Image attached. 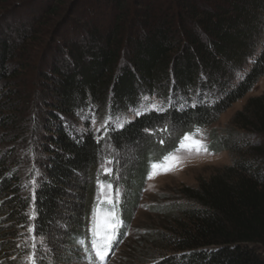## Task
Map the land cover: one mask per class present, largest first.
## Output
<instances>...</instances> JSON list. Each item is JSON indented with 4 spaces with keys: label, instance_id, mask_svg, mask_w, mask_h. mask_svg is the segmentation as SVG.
Listing matches in <instances>:
<instances>
[{
    "label": "trees",
    "instance_id": "1",
    "mask_svg": "<svg viewBox=\"0 0 264 264\" xmlns=\"http://www.w3.org/2000/svg\"><path fill=\"white\" fill-rule=\"evenodd\" d=\"M262 76L264 0H0V216L6 212L7 222L0 264H25L27 226L46 237L79 176L89 182L76 188L82 203L74 228L51 262L71 261L62 256L67 246L83 254L80 239L90 250L96 169L105 157L116 163L106 147L150 146L127 200L133 207L151 165L185 134L216 121ZM143 96L194 105L141 113L100 139L91 129V121L127 113ZM238 118L237 131L264 137V94L250 98ZM167 122L178 130L172 138ZM233 137L213 136L211 144L215 152L238 148L233 164L183 188V203L153 210L161 231L139 236V243L156 242L142 252V264H264V144L239 147ZM33 160L37 167H24ZM122 209L130 218L125 203Z\"/></svg>",
    "mask_w": 264,
    "mask_h": 264
},
{
    "label": "rangeland",
    "instance_id": "2",
    "mask_svg": "<svg viewBox=\"0 0 264 264\" xmlns=\"http://www.w3.org/2000/svg\"><path fill=\"white\" fill-rule=\"evenodd\" d=\"M262 94H264V76L261 77L255 87L247 93L242 100L234 103L230 108L225 110L216 121L210 123L206 127L193 129L190 133H196L195 139L201 140L207 147L208 152L201 151L197 154L195 151L188 152L187 150H181L175 152L174 150L173 152L175 155L180 158L179 163L169 172H164L159 168L155 170L151 168L150 172L155 171L158 174L154 175L151 179H149V175L146 177L138 193L137 203L133 207H128L127 200L136 192L132 187L134 184H137L138 181L137 167L140 164L139 160L145 152L151 150L150 146L145 141H139L134 147H126L120 151H111L109 147H106L105 154L114 157L116 163L112 161L109 163V160H107L108 157H105L97 167L98 179L101 184L105 186L98 187L96 181L94 185L95 193L93 196V201L95 202L94 207L97 208L98 223L100 227L103 228L104 217L102 215V210L107 211L112 209V205H110L108 199H106V196H110L113 204H115V214L119 220L118 230L122 226L123 230H121V233H124L120 235L118 241L116 240L117 242L113 244L112 249L105 258V264H142L140 261L142 252H150L148 248L151 246L153 247L156 242L148 239L139 243V236L161 231L160 222L162 218L153 210L156 207H166L168 205L183 203L182 194L180 193L183 188H197L200 182L209 180V178L219 170L233 164L234 160L238 157V148H231L230 150L222 152L212 151L211 144L213 142V136L222 139L232 134L234 137L231 140L235 141V143H239V147L243 146L244 142L245 144L252 145L259 141L260 144H264L263 136L259 137L250 132L237 131L238 127L236 124L242 125L241 118L236 119L238 123L234 122L237 113L243 110L247 101L250 98L261 97ZM145 97H147V99H145ZM189 103H192V101H189ZM189 103L173 101L168 104L163 101V99L156 96H143L139 104L127 113L119 114L114 117L104 116L100 120L91 121V129H93L96 135H99L98 138L100 139L103 138L108 131H116L127 123L134 121L136 116L141 113H148L153 110L163 112L171 108L173 104L178 110L186 108L187 105H194ZM154 104L157 105L156 108L152 107ZM166 125L169 126L168 132L166 133L170 135V138L174 137L178 133V130L171 126L169 122H167ZM159 126L162 127V125ZM230 145L232 146V144ZM29 149L30 146L25 149L19 148L18 151L23 155L24 152H28ZM243 149H245V147ZM29 166L31 168L37 167V163L33 160L30 161L28 165H24L25 168H29ZM106 169L111 170L109 174H105ZM126 172L131 174V178L128 177L127 180H125V178L129 175H126ZM130 179L132 182H129ZM34 180L35 179H29V192L31 193H33ZM124 181L127 182L124 183ZM88 182L87 177L79 176L75 184H72L71 187L66 190L68 191V195L61 203L59 215L52 224L49 234L46 237L35 236L32 226L33 223L27 226L26 236L23 240V245L27 247V254H25L23 260L25 264H52L51 261L54 260V258L50 256L51 253L55 249L59 250L62 249L63 246L66 247L65 241L69 235L67 231L74 228L72 222L74 216L78 215L80 203H82V200L77 199L75 196L78 194L76 188L79 186H86ZM108 183H111L112 189L106 187ZM116 189L120 190L118 203L115 197ZM124 203L126 211L129 210L130 212V218L127 216L122 217V205ZM29 210L30 222H32L36 216V212L33 206H30ZM5 213H2L0 216V227L7 226ZM92 223L91 212L88 219V226L90 227ZM29 228L32 229L31 232H29ZM141 244H143V246ZM21 245L22 244L18 242V247H22ZM67 249V253L63 252L62 256L71 261L66 264H87L86 261H84L86 263H79L78 260L80 257H83L84 253L78 254L77 251L71 253V250L73 251L72 246H67ZM39 252H41L44 257L43 263L38 262ZM29 257H33L32 262H30ZM63 257L62 259H64ZM56 263L65 264L62 260Z\"/></svg>",
    "mask_w": 264,
    "mask_h": 264
},
{
    "label": "snow or ice",
    "instance_id": "3",
    "mask_svg": "<svg viewBox=\"0 0 264 264\" xmlns=\"http://www.w3.org/2000/svg\"><path fill=\"white\" fill-rule=\"evenodd\" d=\"M147 99V97H145ZM153 108H156L157 105H152ZM139 114V113H138ZM196 133H188L185 134L180 140L179 146L175 149V152H179L181 150H187L188 152L195 151L199 154L201 151L208 152L207 147L203 144L201 140L195 139ZM163 143V141H161ZM180 158L175 155V153H169L168 155L163 156L162 163H153L151 165L152 169H161L164 172L171 171L177 163H179ZM111 163V161H109ZM110 169L105 170V174L110 173ZM155 171L149 173V179L153 178L156 175ZM98 187H104L105 185L101 184L99 179L97 180ZM108 189H112L111 183L106 185ZM120 196V190H115L116 202L118 203ZM108 199V203L112 205L111 210L103 211L102 215L104 217L103 220V228L100 227L97 217L98 212L97 208H93L92 210V225L88 228L89 237L87 239V244L91 245V250L86 246V240L80 239L77 243L83 247L84 255L82 259H84L87 264H93V254L95 256V260L99 262V264H105V258L107 257L109 251L111 250L114 243H116V232L119 228V220L115 214V204H113L112 198L110 196H106ZM32 229L29 228V232ZM30 262L33 261V257H29Z\"/></svg>",
    "mask_w": 264,
    "mask_h": 264
}]
</instances>
